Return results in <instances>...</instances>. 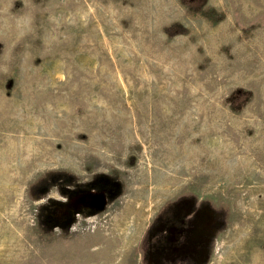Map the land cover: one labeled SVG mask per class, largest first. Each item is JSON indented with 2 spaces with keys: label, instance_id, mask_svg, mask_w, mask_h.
Masks as SVG:
<instances>
[{
  "label": "rangeland",
  "instance_id": "obj_1",
  "mask_svg": "<svg viewBox=\"0 0 264 264\" xmlns=\"http://www.w3.org/2000/svg\"><path fill=\"white\" fill-rule=\"evenodd\" d=\"M0 264H264V0H0Z\"/></svg>",
  "mask_w": 264,
  "mask_h": 264
}]
</instances>
